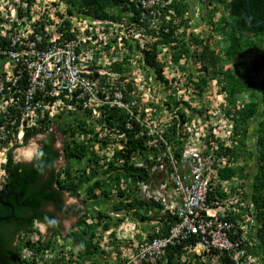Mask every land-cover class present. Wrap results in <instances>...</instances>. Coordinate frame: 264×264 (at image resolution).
I'll return each mask as SVG.
<instances>
[{"label":"trees","instance_id":"16d2710c","mask_svg":"<svg viewBox=\"0 0 264 264\" xmlns=\"http://www.w3.org/2000/svg\"><path fill=\"white\" fill-rule=\"evenodd\" d=\"M65 1L70 12L85 11L97 19L118 21L120 32L107 38L105 45L114 50H118L119 39H122L123 48H126L132 47L128 42L137 33H156L154 18L163 22L167 20L166 17L169 18V30L166 32L162 28L160 36L163 39L160 42L175 44L172 46L171 59L175 62L183 58L198 62L195 71L185 79L186 92L202 97L214 81L220 92L217 95L220 108L225 102L228 103L224 110L225 118L232 124L228 138L231 146L224 145L222 130L221 137L217 136L219 132L204 135L196 152L203 157H208L211 152L218 156H228L225 165L217 168L218 176L223 180L237 178L239 183L238 186L229 185V191L213 188L208 195L209 202L218 208L222 219L236 220L238 225L237 221L249 210V205H242L241 202L252 198L251 204L256 209L258 224L254 225L256 231L251 237V243L248 244L247 239H244V244L257 256L254 264H264V0H250V21L245 0H201L213 5L206 12L212 23V33L206 39L189 35L187 28L181 30L184 22L185 26L187 23L184 17L175 22L188 7L181 0H157L152 6L146 7L141 0ZM218 5L223 6V9L218 8ZM216 11H223L226 15L214 21ZM143 13L150 17L149 20L144 19ZM1 20L0 18V22ZM259 21L262 23L254 25ZM63 37L69 39L73 35L67 32ZM187 38L192 41L191 44H187ZM126 49L130 51L131 48ZM136 52L137 55L140 54L139 64L136 60L132 65L138 69L148 65L155 69L156 75L163 76L162 66L157 61L156 43L149 40L146 46H137L133 53ZM123 62L126 63L127 58ZM226 62H231V66L225 68ZM128 67V64L122 65V62L110 59L105 67L109 74L105 79L110 78L112 72H121ZM1 69L0 67V71ZM192 75H196L197 80L191 79ZM118 79L123 83L122 77ZM108 86L111 85L107 84ZM45 97L50 98V95ZM50 99L55 104L53 115L46 111L38 125L26 127L22 141L18 142L17 138L19 118L13 132L5 138L0 136V151L7 149L6 161L2 164L5 184L0 188V216L10 214L9 204L14 206L13 216L0 221V264H100L104 255H114L113 251L108 252L100 243L102 234L108 235L113 243L117 242L120 246H131L132 253H137L138 249L131 239L118 237L127 219L135 224L138 231L137 242L148 243L168 236L177 218L169 212L162 213L163 205L153 198H146L136 184L138 180L146 181L150 177L149 168L160 163L159 158L163 156L158 152L167 147L161 144L143 146V139L137 134V122H134L136 126L131 129L126 127L128 115L120 108L103 105L97 114L89 108L82 111V104L72 109L68 105L66 91ZM236 99H239L237 103ZM175 105L178 110L173 113L171 125L164 128L169 144H173V151L168 152L167 156L182 163L184 152L182 153L181 145L186 138L182 137L185 135L182 127L200 111V107L195 105L190 113H186L179 108L178 102ZM17 111L12 109L13 117L17 113L20 115ZM104 124L114 125L119 129L118 132L127 135L123 148L103 153L94 148L93 138L87 136L96 132L92 126L100 130ZM55 128L63 135L61 148L56 147ZM36 135H40V139L34 156L29 160L18 159L13 150L26 145ZM97 141L101 144L107 142ZM137 154L142 159L138 162L143 166H139L135 159L129 161ZM195 157L189 156L187 160L196 159ZM60 159L64 160V164H58ZM164 161L170 164L168 158ZM75 162H85L86 166ZM232 162L236 165L232 166ZM84 190L85 197L82 196ZM3 193L5 194L1 198ZM65 195L76 198L83 204L69 205ZM110 196L115 197L114 205L109 202ZM114 210H121L124 214L114 218L111 214ZM70 215L77 216L78 221L68 230L66 237L63 235V218ZM253 224L255 223L251 225ZM40 225L46 226L49 232L47 236H43ZM32 233L39 234L40 239L32 241ZM241 235L239 230L231 234V237L234 239ZM57 236L65 239L66 243L69 242L68 250L65 252L61 249L56 256L49 258L48 249H54L52 246ZM197 239L198 236L192 234L181 242L169 244L155 262L141 259L132 263L210 264L202 258L204 255L197 259L186 256L185 247L190 242L196 243ZM119 254H116L118 261L121 259ZM96 255L99 259L94 260ZM211 256L212 259L217 256L221 264H236L228 253L219 249L212 250ZM47 257L49 259L46 260ZM128 259V256L123 259V264Z\"/></svg>","mask_w":264,"mask_h":264},{"label":"built area","instance_id":"2783aa9c","mask_svg":"<svg viewBox=\"0 0 264 264\" xmlns=\"http://www.w3.org/2000/svg\"><path fill=\"white\" fill-rule=\"evenodd\" d=\"M1 1L3 4L6 2ZM65 17L71 19L68 31L75 34L69 40H60L56 28L46 26L39 29L32 12L31 17H21L18 24L15 23V11H12L8 21L0 22V55L8 60L6 73L0 77L1 105L17 104L26 116H30L31 121H36L45 116L46 111L53 114L55 104L51 103L50 98L66 91L68 105L72 109L81 104L82 111L89 108L96 114L104 104L126 109L130 114L126 127H131L132 117L140 119L133 110L134 102L124 101L122 89L110 79L107 83H111L114 92L103 96L109 91L106 82L105 85L102 83L103 70L91 67L93 62L98 66L103 64V61H96L95 56L103 44L102 33L89 20L77 15ZM46 95H50V98H46ZM12 117L11 111L6 109L5 119L0 126L2 138L13 131L17 119ZM165 142L167 152H172L169 141ZM196 151H184L182 163L163 155L160 163L152 168L155 177L148 181H137L144 196L160 202L163 205L161 212H169L177 221L168 236L148 243L139 242L136 245L137 253L126 264L141 259L155 262L169 244L181 242L192 234L198 236V244L205 250L230 251L240 246L238 240L229 236L235 223L222 219L218 208L211 205L208 199L217 179L212 159ZM189 156H196V159L187 160ZM165 158L169 159L170 164L164 161ZM243 255L246 257L245 249L233 257L238 261ZM252 260L249 257L247 261Z\"/></svg>","mask_w":264,"mask_h":264},{"label":"clouds","instance_id":"9594fccd","mask_svg":"<svg viewBox=\"0 0 264 264\" xmlns=\"http://www.w3.org/2000/svg\"><path fill=\"white\" fill-rule=\"evenodd\" d=\"M1 2H0V8L2 7ZM156 2H157V0H141V3L144 7L152 6ZM181 2L183 5H187L188 7L182 13L183 16H178L177 19L175 20V22L179 21L181 17H184L187 20V23L185 26V22H184V25L181 26L180 29L186 30V28H187L189 35H195V37L198 39H206L208 37V35L212 33V23L210 22V18H207L206 12L209 9H212L211 7H213V5H210L209 3L201 1V0H181ZM136 3H138V2H136ZM245 3H246V1H245ZM68 6L69 5L66 3L65 0H51V1H49L48 5L47 4H39L37 2V0H31V2H28V0H8V1L6 0L5 4H3V7H2L3 10H0V16H2L1 22L8 21L12 17V11H15V14H16L15 23L18 24V20L21 19V17H23L24 15L31 17V12H32L35 15V23L39 25V29H44V28H46V26H49L51 28L52 27L56 28V31L61 36L60 40H69V39L73 38L75 36V34L73 32L68 31L70 28V25H71V19H69L68 17H65V16L66 15H77V17H82L83 19L89 20L92 23V25L94 26V28L99 29V31L102 33L101 41L103 42V44L100 45L99 52L95 55L97 58L96 61H98V60L103 61V64H100L98 66V65H96L95 62H93V65H91V67L92 68L98 67L100 69L103 68L102 69L103 73L101 74L102 83L107 82V80L110 79V80L114 81V83L118 84L119 88L122 89V91H123V95H124L123 100L126 102H134L133 110L136 114L139 115V118H140L139 120H137L135 117H132L130 119L131 127H128V128L131 129V128L135 127L136 125H138L137 134L139 136H141L140 139H143V140H141L142 141L141 143L143 146L150 147V146H156V145L161 144V145H165L167 147L165 141H169V140L166 136L164 128L166 126L169 127L171 125V119L174 116L173 113H175L178 110L177 106L175 105L176 102H178L179 108H182V106L185 104V106L189 109L188 110L184 109V111L186 113H190V111H192V109L195 107V105H193V101H196V99H198V98H202V97L198 96V94H196V93L186 92V86L187 85H186L185 81H187V80L183 79L181 74L177 73L176 69H177L179 63L181 61L187 60V59L183 58L182 60H180L178 62L173 61L171 59V57H172L171 50H172V46H175V44L174 43L173 44L167 43L164 41L160 42V40L163 39V37L160 36V32H161L162 28L166 32H168V30H169V27H168L169 22H167V20L169 18L166 17L167 20L165 22H163L162 20L157 21L155 18L153 19V23L156 24V29L154 31L156 33L146 35L144 32H141V33H137V35L135 37L130 38L128 43H129V45L131 44L132 47H129V46L126 47V48H131L130 51L126 48H123L124 42L122 41V39H119V41L117 42L118 50H114L113 48H109V47L107 48L105 45L107 43V38H111L113 35H116L120 32L118 30V27H119L118 21L108 19V18L97 19L95 17L89 16V14H87L85 11L78 12L77 10H74V11L70 12L68 10ZM246 6L248 9V13H249L248 14V20L250 21L251 20V1H250L249 6L247 5V3H246ZM218 8H220L222 10L223 6L218 5ZM143 14H144L143 15L144 19L149 20L150 17H148L147 14H145V13H143ZM158 14H160L159 11H158ZM225 15L226 14L223 11H216L213 20L214 21L219 20L220 18H222V16H225ZM160 23H162V25H160ZM261 23H262V21H259V22L254 23V25H258ZM160 26H161V29L159 30ZM67 32L70 33L71 35H73V37H71L69 39H64L63 35ZM135 38L137 39L136 41L134 40ZM149 40L151 41V43H156V48H157V53H158L157 61H161L160 60V54H162V53L167 54V56L166 55L164 56L163 61L160 62L161 63L160 65L162 66V72H163L162 77L156 75L155 69L148 66V65L146 67H144L143 69H138V68H136L135 65L131 64L132 62H135L136 60L138 62V57L140 56V54L137 55L138 51L136 53H133V51L137 50V46H139V47L140 46L141 47L146 46V44L148 43ZM186 42H187V44L192 43V41L189 38L186 39ZM0 56H1L0 67L2 68L0 71V77H1V76L5 75V73H6L5 70L7 69L6 64H7L8 60L4 56H2V55H0ZM124 58H127L126 63L123 62ZM110 59H114L118 62H122V65L128 64L129 67L127 69H123L121 72L114 71V72H112L110 78L105 79L109 75L106 72L105 67H106L107 62ZM163 63L171 66L172 68H169V66L168 67L163 66L162 65ZM138 64H139V62H138ZM120 77H122L121 81L123 83H121L119 81L118 78H120ZM191 77H192L191 79L197 80L196 76H195L196 78H194V75H192ZM157 78L159 80H161V82L163 84H166L167 87L170 86V88L172 89L173 92H165V94H160V95H166L164 97V99L160 97L161 101H155L149 97L147 102H145L143 100V97L145 95L144 92L141 93L139 91L142 90V88H143L142 85H144V84L147 85L149 83H152V81H154ZM185 78H189V77L187 76ZM179 79L182 81H179ZM107 84H109V83H107ZM110 85H111V83H110ZM108 90L109 91H107V94H102V95L106 97V95L112 94L114 92V89L111 86H108ZM219 93L220 92H218V94ZM5 99H9V98L5 97ZM235 101L237 103V101H239V99L238 100L236 99ZM219 102H220V99L218 100V103ZM219 104L218 105H212L210 103V108L208 106V107H206V109L203 110V108H202L203 105L200 104V101L197 102V105L200 107V111L198 113H196L193 118L186 121L184 123V126L182 127L184 134H185L182 137H186L184 144L181 145L183 148L182 153L186 150L189 151V149H197L198 150L200 142L204 138L203 136L206 134H209L212 132H214L216 134L219 132V134L217 136L221 137L222 130H224V133H223V138L225 139L224 145L225 146H231L232 143L229 142L228 138H229V135L231 133L232 124L228 119L225 118V110H224L226 107H228V103L225 102L224 106L221 108H220ZM104 105L110 106L109 104H104ZM110 107H114V106H110ZM115 107L122 109V111L125 114H127L128 117H130V114L126 112V109L119 107V106H115ZM6 109H9L11 111V113H13L12 109L13 110L16 109V111L18 110L17 112L20 113V115L17 113L15 117H16V119H18V118L20 119V125H19V130L17 133V138H18V141H22L25 128L26 127L30 128V127H33L35 125H38V121L40 118H38L36 121H31L30 116H26L22 112V110H20V108L18 107L17 104L12 105L11 103H7L6 106H3V105H1V100H0V126L3 123V120L5 119L4 115L6 114ZM214 109H216V111ZM207 113L209 114V117L207 120H204L202 117ZM12 116H13V114H12ZM15 117H12V118H15ZM209 118L210 119L214 118V122L210 121ZM223 120L227 121L226 125H221V122ZM134 122H137V124L134 125ZM15 125H16V123H15ZM15 125L13 127V131L15 129ZM94 125L97 126V124H94ZM92 128L95 129L96 132L94 131L93 133H90L91 135L88 134L87 137L93 138L92 142L95 143L94 148L99 153L100 152L103 153L104 151L110 152L116 148H123L125 146V143L127 142V135L123 132H121V133L118 132L119 129L116 126L114 127V125L108 126V124H104L100 130H99V128L97 129V127H95V126H92ZM196 129H203L204 133L200 132V131H196ZM13 131H11V132H13ZM37 137L39 138L40 135H36L32 139L37 138ZM97 140H103V141L105 140L107 142H106V144H103V143L101 144ZM95 141H97V142H95ZM4 150L7 151V149L4 148L3 150L0 151V153L3 152ZM171 151H173V144L171 146ZM158 154L167 156L168 155L167 148H165L162 151H159ZM162 158H163V156H161L159 158V160L161 161ZM208 158L212 159V163L216 169V175H217L216 182L213 183L212 189L213 188H219L220 190L229 191L230 190L229 185L232 184L234 186H238L239 180L237 178H233L232 180H223L218 176V170L219 169H217V168L225 165V163L229 159L228 156L227 157L226 156H218L214 152H211L208 155ZM134 159L136 160V162L138 163L139 166H143V164L138 162L139 160H142V159H140L139 154L132 156V158H130L129 161L131 162ZM5 161H6V156H5V160H3L2 164ZM231 165L235 166L236 163L232 162ZM147 168H148V166H147ZM152 168H153V166H151L149 168L151 175L148 179H146V181L151 180L152 178L155 177V174L152 172ZM238 188H241V187H238ZM240 200H241V198H240ZM109 202L114 205V203L116 202L115 197L110 196ZM251 202H252V198H249L248 201L241 202L242 205H247V206L249 205L248 206L249 210L247 211L246 215L242 216L241 220L237 221L238 225L236 223V220H230V221H233L235 223V227L233 228V230L229 231V236L231 237V234L237 233L240 230L242 235L233 239V240H238L240 246L235 250L234 249H232L230 251H227L225 249L221 250L223 253H226V254L228 253L229 256H231L232 261L235 262L236 264H254L256 259H257V256L254 255L252 252H250L249 249L244 244V239H247L248 244L251 243V237H253V235L256 231V227L254 225L258 224L256 209H254V207H253L254 205L251 204ZM231 208H234V207H231ZM111 214H112V216H114V218H119L121 215L124 214V212L121 210H114L113 212H111ZM252 223H255V224L251 225ZM121 229L122 230L119 231V233H118L119 239L121 237L123 239H131L135 246L139 243L135 240V235L137 233V230H136L135 224L133 222H131L127 219L124 222V224L122 225ZM33 234L37 235V237L33 236ZM106 238H109V236L107 235ZM30 239L32 241L33 240H35V241L39 240L40 239L39 234L32 233L30 235ZM231 239H232V237H231ZM113 248H115L114 245H113ZM52 249L53 248L48 249V252L52 251ZM131 249H132L131 246H126V247L122 248L121 253L119 254V256L121 257V259L119 261L117 260L118 257L116 256L118 251L112 250L113 251L112 254H114L112 256L114 257L115 260H117L119 262V263L117 262L116 264H123V259H125L127 256L129 258L134 256L135 252L132 253ZM185 249H187V252H186L187 257H191V259H192V258H196V257L199 258V256L202 257V255H204L202 258L207 259L206 257H208L207 261H209L211 264V261H212L211 251L215 250L214 248H212V250L203 249V246L198 244V239H197L196 243L190 242L189 244H187ZM241 249H245L246 257L243 255L237 261V259L234 258L233 255L235 253L239 254ZM108 252H110V251H108ZM38 255H40V257L43 256V254H38ZM49 257H50V255H49ZM187 257H185V258H187ZM249 257H252V259H253L250 262L247 261ZM215 259L217 260V263H214V264H221L220 259H218L217 256L214 257L213 260H215ZM44 261H45V259H44ZM132 262H131V264H133Z\"/></svg>","mask_w":264,"mask_h":264},{"label":"rangeland","instance_id":"374dc122","mask_svg":"<svg viewBox=\"0 0 264 264\" xmlns=\"http://www.w3.org/2000/svg\"><path fill=\"white\" fill-rule=\"evenodd\" d=\"M49 1H51V0H37V2L39 4H47V5L49 4ZM1 6L3 7V3L2 2H1ZM2 7L0 8V10H3ZM165 55L167 56V54H163V53L160 54V60L161 61H163ZM161 61H159V62H161ZM162 65L165 66V67L169 66V65L164 64V63ZM197 66H198V62H195L194 60H183V61H181L179 63V65H178L176 70H177L178 74H181L183 79H187L185 77H187L189 75V73H192L193 70L195 71ZM224 66H225V68L230 67L231 66V62H226L224 64ZM169 68H172V67L169 66ZM195 76H194V78H196ZM157 79L152 81V83H149L147 85L146 84L142 85L143 88L139 92H141V93L144 92L145 95L143 97V100L145 102H147L149 97L152 98L155 101H161V98L164 99V97L166 95H160V94H165V92H173L172 89L170 88V86L167 87L166 84H163L161 82V80H159V79L157 80ZM218 92H219V88H218L217 85H215V82L213 81L212 86H210L207 89V91L203 93L202 98H198V99H196V101H193V105H197V102L200 101V104L203 105V107H202L203 110L206 109V107H208V106L210 108V103L212 105H218L219 104L218 103L219 98L217 97ZM182 108L185 109V110L189 109V108H187L185 106V104L182 106ZM214 110L216 111V109H214ZM208 117H209V114L207 113L202 118L204 120H207ZM212 119L209 118L210 121L214 122V118H212ZM226 124H227V121H225V120H223L221 122V125H226ZM57 130H58L57 128L54 129V132L57 133L56 147L57 148H61L63 135H61ZM39 139H40V137L31 139L26 145H21L20 147L15 148L13 150L15 156L18 159H22V160L31 159L34 156L35 152L37 151V149L39 147V143H38ZM18 142H20V141H18ZM5 155H6V150H4L3 152L0 153V188H2L4 186V184H5V178H4L5 176H4V171L2 169V162H3V160H5ZM76 163L77 164L81 163L82 166H86V163H84V162H75V164ZM58 164H60V165L64 164V160L60 159L58 161ZM126 187H127V190H128V185ZM98 193H99V191H98ZM82 196L83 197L86 196L85 190H84ZM65 200H66V203L69 204V205H74V204L82 205L83 204L82 201H80V200H78L76 198H73V197H71L69 195H65ZM77 221H78V217L77 216H73V215H70L68 217H64L63 218V224H64V228H65V230L63 231V235L64 236L68 237L67 236L68 235L67 231L70 230L72 228V226L75 223H77ZM40 230H41V232H42L44 237L49 234V232H48V230H47L45 225H40ZM137 234H138V231H137V233L135 235V240L136 241H137V237H136ZM33 236L37 237V235H34V234H33ZM99 241H100L101 244H104V248L107 249V251H110V252L112 250H114V251L117 250L119 253H121L122 248H124L123 246H120V245L116 244V242L113 243V241L110 238H106V236L104 234L101 235V238H100ZM68 244H69V242L66 243L65 239H63L61 236H57L56 237V242L52 246V247H54V249H52V251H50V253H49L50 257L56 256L57 255V251L60 252L61 249L65 250V252H67V250H68L67 246H69ZM113 245H114L115 248H113ZM48 257L45 258V259L47 260V259L50 258V257L49 258ZM196 258H194V259H196ZM206 258H207L206 260H208V257H206ZM95 259H99V256L96 255L94 260ZM100 262H101L100 264H116L118 261L115 260L114 257L111 254L110 255L106 254V255H104V258H101ZM214 263H217L216 259L215 260L212 259L211 264H214ZM89 264H91V263H89Z\"/></svg>","mask_w":264,"mask_h":264},{"label":"water","instance_id":"95a60500","mask_svg":"<svg viewBox=\"0 0 264 264\" xmlns=\"http://www.w3.org/2000/svg\"><path fill=\"white\" fill-rule=\"evenodd\" d=\"M245 1H246L247 5L249 6V4H250V0H245ZM4 194H5V193H3V194L1 195V198H2V196H3ZM9 206L11 207V212H10V214H9V215H6V216H0V221H2V220H6V219H9L10 217L13 216L14 206H13L12 204H9Z\"/></svg>","mask_w":264,"mask_h":264},{"label":"bare ground","instance_id":"6f19581e","mask_svg":"<svg viewBox=\"0 0 264 264\" xmlns=\"http://www.w3.org/2000/svg\"><path fill=\"white\" fill-rule=\"evenodd\" d=\"M196 131H200V132H203L204 133V130L203 129H196Z\"/></svg>","mask_w":264,"mask_h":264}]
</instances>
